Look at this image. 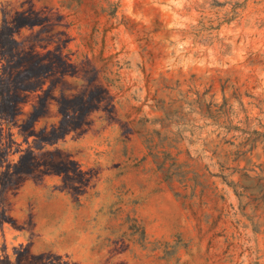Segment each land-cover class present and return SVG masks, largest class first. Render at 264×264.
<instances>
[{"label": "rangeland", "instance_id": "rangeland-1", "mask_svg": "<svg viewBox=\"0 0 264 264\" xmlns=\"http://www.w3.org/2000/svg\"><path fill=\"white\" fill-rule=\"evenodd\" d=\"M5 72L0 264H264V0H0Z\"/></svg>", "mask_w": 264, "mask_h": 264}, {"label": "trees", "instance_id": "trees-1", "mask_svg": "<svg viewBox=\"0 0 264 264\" xmlns=\"http://www.w3.org/2000/svg\"><path fill=\"white\" fill-rule=\"evenodd\" d=\"M9 73V72H7ZM8 80L7 76H6V72H5V75L3 74H0V97L1 99H3V105H2V111L11 115L13 114V104L11 102V93L9 92V89H8V83H6L5 81ZM4 82H5V85H4ZM43 110H40V111H35L31 118H30V122L35 120L36 117L42 113ZM25 156H22V158H24Z\"/></svg>", "mask_w": 264, "mask_h": 264}]
</instances>
